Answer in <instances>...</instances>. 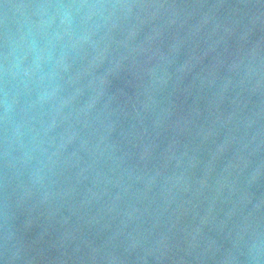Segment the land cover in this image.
I'll use <instances>...</instances> for the list:
<instances>
[{
	"label": "water",
	"instance_id": "obj_1",
	"mask_svg": "<svg viewBox=\"0 0 264 264\" xmlns=\"http://www.w3.org/2000/svg\"><path fill=\"white\" fill-rule=\"evenodd\" d=\"M0 264H264V0H0Z\"/></svg>",
	"mask_w": 264,
	"mask_h": 264
},
{
	"label": "clouds",
	"instance_id": "obj_2",
	"mask_svg": "<svg viewBox=\"0 0 264 264\" xmlns=\"http://www.w3.org/2000/svg\"><path fill=\"white\" fill-rule=\"evenodd\" d=\"M49 12V18L42 20L40 22L41 32L47 34L48 30L52 27L55 17L60 15L64 10H75L79 12L82 8L86 7L85 5L77 4H55V5H45L43 6ZM30 49L35 52L37 67L41 66L42 61H47L52 58L53 52L50 47V40L47 38L44 39L42 44L37 41H33L30 45Z\"/></svg>",
	"mask_w": 264,
	"mask_h": 264
}]
</instances>
